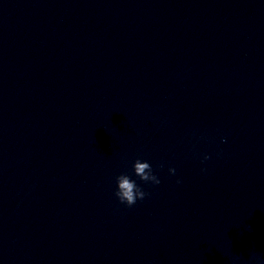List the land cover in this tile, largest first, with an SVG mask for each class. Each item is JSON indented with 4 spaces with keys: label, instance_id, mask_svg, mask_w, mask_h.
<instances>
[{
    "label": "clouds",
    "instance_id": "1",
    "mask_svg": "<svg viewBox=\"0 0 264 264\" xmlns=\"http://www.w3.org/2000/svg\"><path fill=\"white\" fill-rule=\"evenodd\" d=\"M208 159V157H205ZM134 174L139 177L141 181L151 182L153 184H160L159 178L153 173L152 166L140 159H137L133 163ZM169 172L175 174V169L170 168ZM180 181H177L179 183ZM117 190L115 196L120 203L126 204L131 207L137 200H143L147 193H145L136 183L135 180L131 179L127 174H120L116 177Z\"/></svg>",
    "mask_w": 264,
    "mask_h": 264
}]
</instances>
